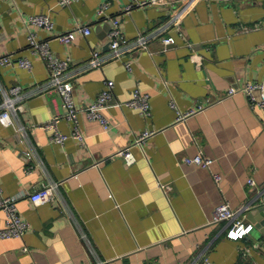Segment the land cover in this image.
Masks as SVG:
<instances>
[{"label": "crops", "instance_id": "crops-1", "mask_svg": "<svg viewBox=\"0 0 264 264\" xmlns=\"http://www.w3.org/2000/svg\"><path fill=\"white\" fill-rule=\"evenodd\" d=\"M59 1L0 2V50L32 61L31 69L0 62V101L14 84L29 88L48 79L46 61L28 40L34 31L54 54L71 60L78 113L77 123L64 116L62 97L51 88L25 96L14 124L0 119V184L6 195L17 196L29 222L23 235L0 238V264H201L205 258L264 264L259 228L234 238L225 221L212 220L225 201L262 204L264 110L243 90L228 89L264 83V0H198L183 18V33L168 31L175 42L153 35L148 47L133 42L163 22L171 4L128 10L130 0ZM41 13L50 15L52 29L28 21ZM114 17L128 41L125 56L87 68L94 49L108 55ZM79 23L90 25L91 33L78 30L71 42L59 40ZM106 79L115 81L112 100L124 102L103 109L107 129L87 114ZM135 89L149 95V114L125 103ZM199 103L203 109L179 118ZM56 114L60 131L70 135L77 126L84 139L52 141L53 129L39 124ZM145 128L159 130L135 144ZM126 145L135 155L131 163L116 154ZM199 151L213 158L209 167L185 161ZM52 183L58 184L51 199L34 203L30 193ZM5 219L0 208V226Z\"/></svg>", "mask_w": 264, "mask_h": 264}, {"label": "built area", "instance_id": "built-area-1", "mask_svg": "<svg viewBox=\"0 0 264 264\" xmlns=\"http://www.w3.org/2000/svg\"><path fill=\"white\" fill-rule=\"evenodd\" d=\"M73 0H60L61 4L71 3ZM198 0H130L127 4V9L130 10L135 5H145V4H171V10L167 18L152 29L140 32L139 36L133 42L138 46L148 47V40L150 36L161 35L162 40L165 44H170L175 42V36L168 31L174 30L178 33H183V18L185 14L194 6ZM1 2V0H0ZM107 7V3H103L99 9L98 13H104ZM1 14V8H0ZM30 23H34L45 28L52 29L55 25L54 21L47 13L34 14L28 18ZM28 21H26L28 23ZM80 30L84 34H90L92 27L88 24L79 23L75 28L62 32L58 35L61 42L69 43L76 38V31ZM166 32V34H165ZM110 36V51L108 55H104L99 49H94L91 57L88 60V67L100 66L102 63L110 58H123L126 50L128 49L127 38L123 34L121 27V21L119 18H112V24L109 30ZM28 40L30 42L32 53H38L47 63L49 76L45 82L40 84H35L29 88L24 85L17 83L10 87V90H5L3 99L0 101V119L7 125L14 124V114L18 110L24 108L21 100L26 96L36 95V93L45 91L47 89H56L63 101L64 113L63 115L69 119L78 121L77 107L74 100V83L70 77V64L71 60L69 58H60L52 51L48 41H40L34 31H30L28 35ZM0 62L5 65L17 64L21 67H26L28 69L32 68V61L27 56L14 57L10 53H3L0 50ZM126 65L130 67L131 62L126 61ZM115 81L113 79H106L105 84L101 91L99 92L95 101L87 105V114L91 118L100 119L103 126L107 129L109 120L104 115L103 109L113 105H122L123 101H113V88ZM238 90H243L248 94L252 105L260 106L264 110V83L260 82H248L242 86L235 87L231 86L228 89V94L234 93ZM128 105L139 107L141 111L145 114H149V95L141 94L138 89H135L133 97L125 102ZM203 103H199L196 107L190 108L185 112H180L179 118H184L191 115L204 108ZM60 114H56L47 121L40 123L41 127L46 129H53L51 134V140L56 142H64L70 135L75 138L84 139L83 132L75 126L72 134L68 135L59 130L58 122L60 119ZM36 126V124H35ZM158 128H145L134 139L135 144L144 143L150 136L155 134ZM116 154L122 155L125 160L129 163L135 160V155L132 152L131 145H126L120 147ZM31 151H25L24 156L26 158L31 157ZM185 161L188 163H197L203 166L209 167L213 161V158L205 155L202 151H199L193 156L185 157ZM214 177L216 181L221 180V175L215 173ZM249 183L254 184L255 180L250 177ZM58 183H52L38 188L30 193V198L34 203L40 204L49 201L54 192V188ZM261 203L264 204V190L261 193ZM0 208L4 209L6 212L5 225L0 226V238L10 237V236H20L23 235L29 227V222L23 219L19 213L17 206V196L6 195L3 192L2 186L0 184ZM250 208L249 205H244L241 207H232L229 202L225 201L218 204L215 208L213 221L220 222L225 221L227 223V234L230 237L239 238L244 237L251 233L254 225L249 222L245 217H243L244 211ZM201 264H211L208 258Z\"/></svg>", "mask_w": 264, "mask_h": 264}, {"label": "water", "instance_id": "water-1", "mask_svg": "<svg viewBox=\"0 0 264 264\" xmlns=\"http://www.w3.org/2000/svg\"><path fill=\"white\" fill-rule=\"evenodd\" d=\"M244 212L246 213L245 218L252 221L254 223V226L259 228L262 233H264V204H259L252 208H249Z\"/></svg>", "mask_w": 264, "mask_h": 264}]
</instances>
